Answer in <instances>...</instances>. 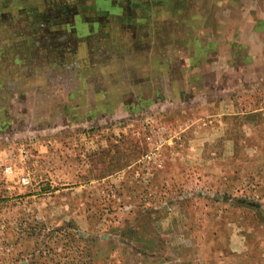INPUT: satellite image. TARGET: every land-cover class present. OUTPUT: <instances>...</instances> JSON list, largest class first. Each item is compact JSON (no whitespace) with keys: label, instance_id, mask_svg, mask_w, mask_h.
<instances>
[{"label":"rangeland","instance_id":"obj_1","mask_svg":"<svg viewBox=\"0 0 264 264\" xmlns=\"http://www.w3.org/2000/svg\"><path fill=\"white\" fill-rule=\"evenodd\" d=\"M11 144L0 264H264V0H0Z\"/></svg>","mask_w":264,"mask_h":264},{"label":"built area","instance_id":"obj_2","mask_svg":"<svg viewBox=\"0 0 264 264\" xmlns=\"http://www.w3.org/2000/svg\"><path fill=\"white\" fill-rule=\"evenodd\" d=\"M3 154L0 150V198H3V193L16 194L19 189L32 185L31 173L27 167H23L31 158L29 144H11L8 157H3ZM5 251L7 252L6 247L0 242V263Z\"/></svg>","mask_w":264,"mask_h":264},{"label":"crops","instance_id":"obj_3","mask_svg":"<svg viewBox=\"0 0 264 264\" xmlns=\"http://www.w3.org/2000/svg\"><path fill=\"white\" fill-rule=\"evenodd\" d=\"M177 27V29L176 30H178V29H180V26H176ZM171 28H172V26H170V28H169V30H171ZM179 31V30H178ZM182 32V31H181ZM150 54H154V56L153 57H150V55H149V53L146 51V53L142 56V61L140 60V63H139V67L140 68H142V64L143 63H151V61L152 62H154L155 63V66H156V64H157V59H156V56H157V54H159V51L158 52H155V51H150ZM156 55V56H155ZM146 60H149V61H146ZM151 60V61H150Z\"/></svg>","mask_w":264,"mask_h":264}]
</instances>
